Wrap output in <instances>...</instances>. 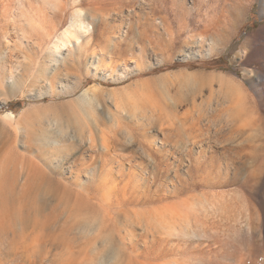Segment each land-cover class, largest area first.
<instances>
[{
	"label": "rangeland",
	"instance_id": "rangeland-1",
	"mask_svg": "<svg viewBox=\"0 0 264 264\" xmlns=\"http://www.w3.org/2000/svg\"><path fill=\"white\" fill-rule=\"evenodd\" d=\"M97 1L0 0V264H99L111 248L119 264H264L262 0ZM96 7L109 25L54 50ZM69 50L55 78L48 56ZM184 73L234 79L259 106L250 167L233 153L248 145L233 144L247 137L224 105L233 84ZM46 133L87 144L53 158Z\"/></svg>",
	"mask_w": 264,
	"mask_h": 264
},
{
	"label": "bare ground",
	"instance_id": "bare-ground-1",
	"mask_svg": "<svg viewBox=\"0 0 264 264\" xmlns=\"http://www.w3.org/2000/svg\"><path fill=\"white\" fill-rule=\"evenodd\" d=\"M94 1V0H92ZM100 1V0H98ZM97 1V2H98ZM111 1V0H110ZM121 1V0H120ZM263 4H264V0H262ZM49 3V2H48ZM116 3V2H115ZM52 4V3H51ZM54 4V3H53ZM116 6V5H115ZM52 7V6H51ZM56 7V6H55ZM93 8H94V5H93ZM98 8V7H96ZM122 8V6L120 7ZM116 9V8H115ZM118 9V8H117ZM93 10V9H92ZM103 10V9H102ZM107 10V9H106ZM120 11V10H119ZM78 12L80 11H77L76 14H79ZM82 12V11H81ZM107 12V11H106ZM105 12V14H106ZM121 12V11H120ZM119 12V13H120ZM109 13V12H108ZM114 13V12H113ZM105 14H103L100 10V8L95 9L94 11H86V14H81L78 15L80 16V19H76L71 20V24L69 27H67V30L65 29V31L63 32V34L60 36V37H57L58 39L56 40V42H54L55 44L53 45L54 46V50H58V49H61V48H67L69 47L70 45H72V47L74 48L75 50V45H76V48H78V46L81 44V39L83 37V35H90L93 33V31H96L97 27L99 25H104L105 26H108L109 25V21H108V16H106ZM75 15V13H74ZM84 15V17L82 16ZM111 16V15H110ZM109 16V18H110ZM75 17V16H74ZM114 17V16H113ZM240 17V16H239ZM235 17L234 20H233V26L235 27L238 23L241 22V17ZM112 18V17H111ZM89 20L88 23H86L85 21ZM113 19V18H112ZM62 21V20H61ZM111 24V23H110ZM63 26V25H62ZM101 27V26H100ZM119 27V26H118ZM233 27V28H234ZM106 28V27H105ZM115 27H111V29H113ZM214 28V27H213ZM217 29V28H216ZM235 29V28H234ZM233 29V31H235ZM115 30V29H113ZM220 30V29H218ZM111 31V30H110ZM217 31V30H216ZM114 32V31H112ZM214 32V31H213ZM219 32V31H218ZM122 32H120L119 34H121ZM234 33V32H233ZM94 34V33H93ZM112 34V33H110ZM122 35H125V34H122ZM54 36V35H53ZM45 37V36H44ZM51 37V36H50ZM56 37V36H54ZM43 38V37H42ZM46 38V37H45ZM173 38V42L175 41L174 40V37ZM171 38V39H172ZM47 39V38H46ZM44 40V39H42ZM172 42V43H173ZM52 49V48H51ZM50 52V51H49ZM56 52V51H55ZM51 53V52H50ZM52 54V53H51ZM55 53L53 54V56H48V57H51V60L49 61L48 65L49 66H46V67H50V70L51 71H54L55 72V78H58V76L60 75L63 76L64 75H67V73H64L63 71H67L68 70V67L70 62L69 61H74L75 58H73L74 56V52L69 50V52L65 55V56H61L60 57L56 55ZM50 59V58H49ZM68 65V67H67ZM71 65V64H70ZM45 66V65H44ZM49 74L47 73L46 71V75ZM48 76V75H47ZM182 79L184 82H190L191 84H194V85H197V84H207V83H212L214 82L215 80L218 81V84L221 83L223 86L227 84L231 85L233 84V87H228L227 88V91L228 92V96L229 98L225 99V108H227V111H230L233 113L232 117H233V131H237L238 133H244L243 135L241 136H246L245 139H243L242 141H233V144L235 143H243V144H248V145H238L236 148L233 147V153L236 154V158L237 160L245 165V164H249V167L251 166V164H253V162L255 161V157H256V154H257V151H256V145H251V141H254V139L256 138V136L258 134V132H261L259 129L260 125L261 124V119L260 118H255L253 115H251L252 113H254V111H258L257 108L259 109V106L257 104V106L253 107L252 108V112H250V108L251 106H254V105H251L250 106V102L248 100V94L246 93L244 87L241 85V84H238V82H236V80L233 79V81H228L227 80V77L225 78L224 75H211V76H206L205 74H199V73H184L182 75ZM260 79L261 82L264 83V75H260V77H258V80ZM37 81V80H36ZM52 81H54V79L52 78ZM230 82V83H229ZM215 83V82H214ZM260 83V82H259ZM51 86V85H50ZM262 86V85H261ZM226 88V86H224ZM263 88H264V85H263ZM225 90V89H224ZM264 90V89H263ZM214 91V90H213ZM215 93V91L213 92ZM255 103V102H254ZM253 104V103H252ZM264 104V103H263ZM223 105V106H224ZM255 109V110H253ZM135 111V110H133ZM140 112V111H139ZM138 112H134L132 113V116L134 117H138L137 114ZM230 113V114H232ZM251 113V114H250ZM257 112H255L254 114L256 115ZM258 114V113H257ZM139 115V114H138ZM228 115V114H227ZM13 116V115H12ZM230 117V118H232ZM144 118V117H143ZM254 118V119H253ZM139 120H142V119H139ZM227 120V119H226ZM229 120V118H228ZM54 121V120H53ZM231 121V120H230ZM241 121L243 122V124H239L238 125V122ZM52 122V121H51ZM55 122V121H54ZM58 122V121H57ZM259 123V124H258ZM224 125V124H223ZM51 127V130L52 132L54 133L55 131L58 132V133H62L65 132L66 128H65V125L62 123H60V125L58 123H53L50 125ZM49 128V127H48ZM185 129V128H184ZM81 133V132H80ZM247 133V134H246ZM47 134V133H46ZM45 134V135H46ZM44 135V136H45ZM82 135V134H81ZM78 136V135H77ZM75 136V134H64L62 135L61 139H58L57 138H52L49 134H47V136L43 137L42 136V143L44 144L42 146L41 149H43V147L47 146V148H53L52 149V152L50 153H55L54 155H51V157H55L59 154H62V152H65V148H66V145L65 147H63L64 145L61 144V143H64V142H69V141H72V140H76L77 141V144L80 146L82 144H87V141H84L85 138L82 136L81 137H77ZM37 137V136H35ZM102 137V136H101ZM84 138V140H83ZM191 138V136H190ZM35 139V138H34ZM72 139V140H71ZM93 136L92 138L90 137V141L92 144H94L95 141H93ZM105 139V141H104ZM106 137L103 138V146L102 148H104L105 150L107 149L106 147H108V145L110 144L109 142V139H107L106 141ZM154 139V138H152ZM151 139V141H152ZM189 139V138H188ZM193 139V138H192ZM87 140V139H86ZM33 141V140H32ZM150 141V142H151ZM35 142V141H34ZM89 142V141H88ZM119 142V141H118ZM192 142V141H191ZM190 142V143H191ZM90 143V142H89ZM90 143V145H92ZM115 143H116V140H115ZM114 143V144H115ZM125 143V142H124ZM135 145V144H134ZM78 146V147H79ZM177 146H180V145H177ZM182 146V145H181ZM91 147V146H90ZM40 148V147H39ZM118 148V147H117ZM104 150V151H105ZM109 150V148H108ZM123 150V149H122ZM138 150V149H137ZM136 150V151H137ZM159 150V149H158ZM162 150V149H161ZM124 152V151H123ZM126 152V151H125ZM132 152V151H131ZM138 152V151H137ZM141 152V151H140ZM150 152V151H149ZM66 154H68V152H65ZM162 153V152H161ZM129 154V153H128ZM144 154V153H143ZM150 155V153H148ZM157 154V153H156ZM164 154V153H163ZM127 155V154H126ZM135 155V154H134ZM153 155V154H152ZM158 155V154H157ZM137 155H135L134 157H136ZM125 157V156H124ZM153 158V156H152ZM152 161H154L153 159H150ZM105 161V160H103ZM151 162V161H150ZM248 166V165H247ZM250 169V168H249ZM238 171V170H237ZM241 171V169H240ZM251 172V171H250ZM249 174V172H248ZM250 175V174H249ZM126 214V213H125ZM128 216V215H127ZM125 217V215H124ZM128 219V218H127ZM133 222V221H132ZM261 222V221H260ZM109 247H112V245H110ZM114 247V245H113ZM234 247V245H233ZM109 252L107 253L106 255V259L104 257V259L102 260V262H99V264H106V263H110V264H113V262H115L114 264H119L121 262V258H120V252H119V249L118 248H111L108 250ZM238 251V250H237ZM234 252V251H233ZM242 256V255H240ZM239 256V257H240ZM246 256V255H245ZM248 257V256H247ZM243 259V258H242Z\"/></svg>",
	"mask_w": 264,
	"mask_h": 264
}]
</instances>
